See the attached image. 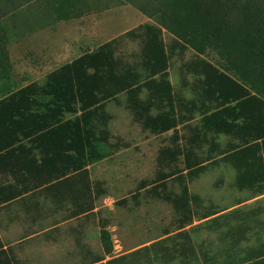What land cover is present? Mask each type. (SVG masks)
Listing matches in <instances>:
<instances>
[{"label": "trees", "instance_id": "obj_1", "mask_svg": "<svg viewBox=\"0 0 264 264\" xmlns=\"http://www.w3.org/2000/svg\"><path fill=\"white\" fill-rule=\"evenodd\" d=\"M121 2L154 24L137 26L48 73L42 83H31L2 98L0 113L5 109L11 114H0V143L27 139L38 145L44 157L40 163L27 164L29 192L69 201L72 218L88 219L102 194L90 182L88 167L128 148V144L112 139L105 110L117 96L125 95L135 121L144 130L155 135L172 132L173 143L159 151L160 169L145 192L173 206L179 231L170 239L97 259L94 264H264V204L202 213L199 216L207 238L199 244L186 229L196 216L194 207L201 205L188 184L210 166L230 164L236 171L238 190L264 195V0ZM28 6L34 7L36 19L41 21L39 28L106 8L102 0H0V21ZM164 32L179 47L217 57L215 64L201 61L196 65L203 77L199 89L204 107L201 125L207 133L229 137L234 145L210 163L197 158L198 145L184 148L177 143L179 118L168 78ZM125 38L141 41L138 67L121 66L116 59L118 42ZM6 46L7 32L0 27V78L10 67ZM144 92L149 95L145 101L140 98ZM160 108L165 110L154 113ZM178 162L182 169L164 171ZM168 181L178 184L179 195L167 190ZM14 197L11 194L5 199ZM101 226L102 252L110 256L112 236L106 225ZM6 254L0 242V264H20Z\"/></svg>", "mask_w": 264, "mask_h": 264}, {"label": "rangeland", "instance_id": "obj_2", "mask_svg": "<svg viewBox=\"0 0 264 264\" xmlns=\"http://www.w3.org/2000/svg\"><path fill=\"white\" fill-rule=\"evenodd\" d=\"M102 5L106 8L101 11L41 30L37 29L41 21L36 19L37 13L32 6L2 19L0 27L8 33L15 87L31 82L40 84L47 73L81 53L93 51L137 26L154 24L153 20L121 0H102ZM163 39L169 55L168 78L177 102V143L184 148L198 145L195 147L197 158L210 163L219 159L221 151L234 145L229 137L207 133L201 125L204 107L199 89L203 77L196 65L201 61L215 64L217 57L212 53L200 56L179 47L166 32ZM118 44L115 56L119 64L138 67L140 39L125 38ZM148 96L144 92L140 98L145 101ZM105 110L110 117L107 129L112 139L129 146L90 168L94 186L102 191L93 216L88 220H75L70 216V204L57 205L47 200L42 201L41 212L35 222L21 213V217L12 222L21 226L10 229L16 232L23 230L22 234L18 233L20 236L26 231L27 238L13 252L20 264H94L97 259L119 256L152 242L170 239L178 233L173 206L167 201L149 197L145 192L160 169L157 162L159 151L173 143L172 132L155 135L144 130L135 121L127 98L122 94L108 103ZM163 110L165 108H160L154 113ZM182 166L178 162L165 167L164 171L174 172ZM235 183L236 171L223 162L210 166L189 182L190 192L201 199V205L194 207L196 216L192 224L186 228L193 242L199 244L207 238L206 231L202 229L204 220L199 216L207 210L228 212L264 204V195L238 190ZM167 190L173 196L180 194V187L172 181L167 182ZM15 215L19 216V212ZM101 224L106 225L112 236L110 256L103 255L100 245ZM172 264L179 263L175 261Z\"/></svg>", "mask_w": 264, "mask_h": 264}, {"label": "crops", "instance_id": "obj_3", "mask_svg": "<svg viewBox=\"0 0 264 264\" xmlns=\"http://www.w3.org/2000/svg\"><path fill=\"white\" fill-rule=\"evenodd\" d=\"M72 20H75V19H72ZM60 22H64V21H60ZM40 25L37 26V29L41 30V29H45V28L53 26V25H50L44 28H39ZM8 40L9 38H8V33H7L6 49H7V53L9 56L10 67L5 69L4 76L0 78V100L26 87L27 85L34 83V82L26 83L23 86L15 87L16 86L15 81H13L12 79V66L13 65H12L11 56L9 54ZM9 112H10L9 110L6 111L4 109V111L0 114H2V116L4 115L9 116L11 114ZM0 147H3L2 150L0 151V156H1L0 157V196L4 195L5 197H7V196H11V194H14L15 196L14 198H11L9 200H6L4 196L0 197V242L3 245V249L7 252L6 255L12 256L18 261V258H16L13 252H14V249H16L18 245L22 241H25V239L27 238L25 236L26 231L24 232L23 235L20 236V234L23 233V230L22 231L19 230V232H16L10 229L21 226L20 224L12 223L17 220L16 218L21 217V213L24 214L23 216H25L26 218L29 217L32 220V222H35L34 219H36V217L38 218L39 213L41 212L40 209H41V204L43 200L52 201L53 203L57 205L68 203L70 204L71 210L73 209V207L69 201L59 202L52 197L41 195L37 191H34V193L29 192L28 190L29 184L27 182L29 181V178L27 177V173H26L27 164L29 162L30 163H33V162L40 163L41 159L44 157V151L39 150L38 145L32 143L31 141L27 139H20V140L8 141V143H0ZM91 167L92 166L88 167L89 180L91 183H93L91 179V175H90ZM18 212H19V216H16L15 213H18ZM73 219L86 220L84 216H80L78 218H73Z\"/></svg>", "mask_w": 264, "mask_h": 264}]
</instances>
